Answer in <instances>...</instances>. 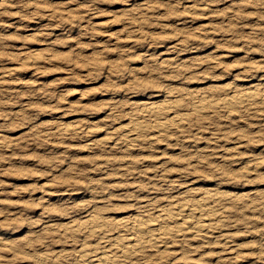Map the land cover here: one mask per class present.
I'll list each match as a JSON object with an SVG mask.
<instances>
[{
    "label": "rangeland",
    "instance_id": "374dc122",
    "mask_svg": "<svg viewBox=\"0 0 264 264\" xmlns=\"http://www.w3.org/2000/svg\"><path fill=\"white\" fill-rule=\"evenodd\" d=\"M263 86L264 0H0V264L78 245L55 232L70 217L119 225L203 188L225 192L226 238H177L153 260L264 264V104H191ZM172 98L193 111L184 128L159 136L145 117V141L114 144Z\"/></svg>",
    "mask_w": 264,
    "mask_h": 264
},
{
    "label": "bare ground",
    "instance_id": "6f19581e",
    "mask_svg": "<svg viewBox=\"0 0 264 264\" xmlns=\"http://www.w3.org/2000/svg\"><path fill=\"white\" fill-rule=\"evenodd\" d=\"M210 88L212 87L210 86ZM222 89L225 90L226 88L225 89L222 88ZM236 89L233 94L229 93L228 95H225L221 98L218 97L219 99L213 98L214 100L213 99L210 100L211 98L207 99L203 96L205 99L199 98L200 99V100L198 99L199 101L197 100L196 102H192L191 104H193V108L192 107L191 108L195 112V114L198 113V115H201L202 117L204 110H206L205 108H211L215 111L225 110V109H230L232 111V109H236V108L239 109V107L243 108L244 106L248 105L250 101L262 102L264 104V86L262 87L261 92H260L261 89L257 90L259 91V93L256 91H252L251 89L250 90H246V89L236 90ZM205 94L206 93H204L203 95ZM165 99L164 101L161 102H156V103L149 102L148 105L144 104L145 106L143 109V113L140 112L144 117L141 116V114L139 115L134 114V117L130 116L132 118L131 120H129L130 121L129 124L117 128V131L120 135V137L118 136L119 139H116L115 141L113 139L114 136L113 135L111 138H109V141L108 139L106 140L107 143L108 142L112 143L111 139H113V141H115L114 144L125 143L127 147V145L130 143L135 144L141 142L142 139L144 140L145 137H147L148 134L147 131L149 130L147 123H145V117H148L151 119V121H153L151 124L154 123L153 126L154 129L157 130L158 135L159 134L164 135V133H170L172 130L176 132L175 131L176 129L178 130L184 128L185 125L188 124V122L191 120L190 117L192 118L191 115H193V111L191 115L188 112H182L180 107L181 105L179 103H176L177 100L175 101L173 98H172L173 101L165 100ZM61 126L62 127H59L60 131L58 129L57 131L61 132L62 134H72V135L81 133L82 129L85 128V127L81 128V125L78 123L76 125L70 124V125H61ZM157 132L155 134H157ZM114 134L116 135V133ZM150 138L153 137L150 136ZM203 189H202L203 191L201 190L199 191L201 192V194L199 195L198 198H195L194 196L193 197L185 196L184 193V196L182 194L183 197L180 196V198H177L175 201L172 200L173 203H167L168 205L160 206L156 211H152V212H149V206L150 203L153 201L152 200L153 198L146 199L141 203V205L139 204L140 206L138 208L141 209V212L139 213L135 212L136 214H133L128 218L127 217L123 218L122 222H120L121 224L119 225L115 224V222H113L115 225L111 224V222H109L110 220L108 221V218L110 219V217L107 216L105 217L102 214H100L101 211L98 212L95 211L94 209L91 212L86 211L87 213L81 218L70 217L72 219L61 225H58L60 227H57L55 229V232H57L59 236L63 237L62 239H64V237L69 239L71 243L78 242L80 241L79 239L82 238L81 242L78 245L76 244V246H71L70 248L67 249L66 247L60 250L58 249L55 250L52 248H51L52 250H46L45 248L46 251L43 252L42 251L36 252L35 250L34 253L32 254L30 253L31 256L33 257L32 263L35 264H155L158 263V261L153 260L152 256L154 255V253L155 252L157 254L164 253L162 255H165L166 252L170 251L169 245H171V243L177 238H181V239L183 238L186 242L188 241L190 242L191 239L193 241V239L196 238L202 239L211 236L220 237V239L226 238V236L220 234L222 233L220 232L221 230L220 231L218 230L220 227H222L225 224L223 222L226 221L224 214H226L225 212L227 211L226 208L223 205H221L220 202V200L222 199L221 197L225 196V192L211 188H203ZM50 230L49 232H51ZM58 234H56V237ZM59 240H61V238ZM93 240L95 241L92 243ZM62 241L65 242V240ZM66 244L69 245V243ZM156 248H158L157 251H155ZM161 248L163 249L161 250ZM27 255L29 256V254ZM185 258L186 257H184V259ZM192 259H190V261H192ZM190 263L192 264L193 261Z\"/></svg>",
    "mask_w": 264,
    "mask_h": 264
}]
</instances>
